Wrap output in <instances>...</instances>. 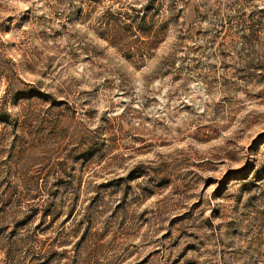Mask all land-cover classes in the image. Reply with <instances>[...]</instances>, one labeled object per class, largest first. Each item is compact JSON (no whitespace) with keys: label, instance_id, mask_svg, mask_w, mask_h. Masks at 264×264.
<instances>
[{"label":"rangeland","instance_id":"1","mask_svg":"<svg viewBox=\"0 0 264 264\" xmlns=\"http://www.w3.org/2000/svg\"><path fill=\"white\" fill-rule=\"evenodd\" d=\"M0 264H264V0H0Z\"/></svg>","mask_w":264,"mask_h":264}]
</instances>
